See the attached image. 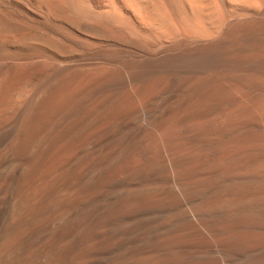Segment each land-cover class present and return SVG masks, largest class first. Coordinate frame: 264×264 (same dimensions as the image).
<instances>
[{"label": "bare ground", "instance_id": "obj_1", "mask_svg": "<svg viewBox=\"0 0 264 264\" xmlns=\"http://www.w3.org/2000/svg\"><path fill=\"white\" fill-rule=\"evenodd\" d=\"M25 1L118 51L0 15V264H264V0Z\"/></svg>", "mask_w": 264, "mask_h": 264}, {"label": "rangeland", "instance_id": "obj_2", "mask_svg": "<svg viewBox=\"0 0 264 264\" xmlns=\"http://www.w3.org/2000/svg\"><path fill=\"white\" fill-rule=\"evenodd\" d=\"M12 1V2H11ZM22 1V2H21ZM23 1H25V0H0V15L2 16L4 13L6 14V15H3V16H6V18H8V19H10V20H12V21H19V22H21V19L23 18L24 19V21L22 20V23H24V24H26L27 26H30V27H33V28H35V29H38V30H40V31H45V32H47L46 30H48L49 32H47V34L46 35H49L50 37H52V38H55V39H62V38H68V40H69V37H67V36H70V34L72 33H70V31H68V30H66V29H62V28H60L59 30L57 29V28H55L54 26V29H56L57 31H59V33L61 32V34H62V36H61V34L59 35V33L58 32H55V30L53 29V27H52V25H49V24H45V20L43 19V14L39 11V9H38V6H36V5H33V4H29V3H26V1L25 2H23ZM84 1V3L90 8V9H92L93 11H95V12H97V13H99V14H105V13H107V14H110L111 13V11L112 12H115L116 11V9L115 8H117V11L115 12V14L116 15H118V16H116V20L117 21H121V19L124 17V18H126V19H123L122 20V22H120L121 23V25L123 24V23H125L124 25L125 26H128V27H137V26H139L141 23H140V18L139 17H136V16H134V15H132V14H130L129 13V11L127 10V8L126 7H124V4L122 3V1L121 0H83ZM116 2V3H115ZM23 3V4H22ZM104 3H106V4H104ZM20 4V5H19ZM118 4V5H117ZM2 5V6H1ZM17 5V6H16ZM29 5H30V7H29ZM33 5V6H32ZM34 6H36L37 8H34ZM92 7V8H91ZM105 7V8H104ZM16 9V10H15ZM18 9V10H17ZM37 10V11H34V10ZM109 9V10H108ZM2 10H4L3 12H2ZM19 10H21V11H19ZM23 10V11H22ZM100 10V11H99ZM106 11V12H105ZM120 11V12H119ZM123 11V12H122ZM20 12L22 13L21 15H20ZM41 13V14H39V13ZM109 12V13H108ZM8 13V14H7ZM123 13H124V15H123ZM16 14V15H15ZM19 14V15H18ZM121 14V15H120ZM8 15V16H7ZM13 15V16H12ZM123 15V16H122ZM126 15V16H125ZM12 16V17H11ZM19 17V18H18ZM20 17H22L21 19H20ZM117 17H118V19H117ZM133 17V18H132ZM36 18V19H35ZM120 18V19H119ZM133 20H132V19ZM136 18V19H135ZM14 19V20H13ZM40 21H39V20ZM135 20V21H134ZM138 20V21H137ZM36 21H38V22H36ZM125 21V22H124ZM134 21V22H133ZM36 22V23H35ZM39 22L40 23H42V24H39ZM118 22V24H120ZM135 22H136V24H135ZM32 23V25H30ZM128 23V24H127ZM38 24V25H37ZM127 24V25H126ZM35 25H37L36 27H34ZM42 25V26H41ZM47 25V26H46ZM45 26V27H44ZM43 27V28H42ZM48 27H51V28H48ZM47 28V29H46ZM63 32H62V31ZM52 31V32H51ZM68 31V32H67ZM42 32V33H43ZM64 32H66V33H64ZM49 33V34H48ZM50 33H52V34H50ZM69 35H68V34ZM79 33V34H78ZM78 33H75V34H77L80 38L82 37L83 39H80L79 37H76L77 35H75L74 34V37H73V35L71 34V38H70V40H69V42L67 43L66 42V44L68 45V46H70L71 48H73L74 50H76V51H82L83 49H91V50H94V51H97V52H106V51H118V48L117 47H113L112 45H108V43H105L104 41H103V39H100L101 37L100 36H98L97 34H95V33H92V32H87L86 31V33H85V31H80V32H78ZM53 34H55L56 36H57V38H56V36L54 35L53 36ZM64 34H67L66 36L64 35ZM89 34V35H88ZM92 34V35H91ZM52 35V36H51ZM92 36V37H91ZM95 36V37H94ZM60 37H62V38H60ZM87 37V38H86ZM97 37V38H96ZM99 37V38H98ZM73 38V39H72ZM78 38L79 40L77 41L76 39ZM72 39V40H71ZM85 39V40H84ZM86 39L88 40V42L86 41ZM91 39V40H90ZM75 40V41H74ZM82 40V41H81ZM74 42V43H73ZM76 42L78 43V45L76 44ZM92 42H96L95 44H93ZM73 43V45H71ZM106 44V45H102V44ZM81 44V45H80ZM91 44V45H90ZM85 45V46H84ZM90 45V46H89ZM87 46V47H86ZM91 46H92V48H91ZM103 46V47H102ZM84 47V48H83ZM97 48V49H96Z\"/></svg>", "mask_w": 264, "mask_h": 264}]
</instances>
